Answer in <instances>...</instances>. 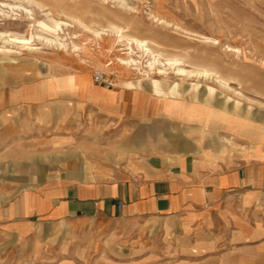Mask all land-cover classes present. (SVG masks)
Returning a JSON list of instances; mask_svg holds the SVG:
<instances>
[{
  "label": "crops",
  "instance_id": "obj_1",
  "mask_svg": "<svg viewBox=\"0 0 264 264\" xmlns=\"http://www.w3.org/2000/svg\"><path fill=\"white\" fill-rule=\"evenodd\" d=\"M224 3L264 57V0ZM58 71L0 88V264H264V112L166 109ZM106 152L119 165L82 177L63 162Z\"/></svg>",
  "mask_w": 264,
  "mask_h": 264
},
{
  "label": "rangeland",
  "instance_id": "obj_2",
  "mask_svg": "<svg viewBox=\"0 0 264 264\" xmlns=\"http://www.w3.org/2000/svg\"><path fill=\"white\" fill-rule=\"evenodd\" d=\"M3 1L16 5H22L24 3L23 5L32 11L34 17L28 18L31 16L27 14L26 11H17L18 9L14 11L8 7L4 8L6 11L5 15L0 13V31L20 33L30 38L29 40H16L17 45L4 43L0 40V52L6 54L0 53V88L34 84L40 79L47 77L49 71L56 68L59 70L57 73L59 75L65 71H70L79 75L86 74L84 75L85 77H90V79L88 78L89 82L97 86L116 90L125 89L126 82L132 79L135 80L138 74L134 75V72L125 67L110 64L111 54L107 52V48H113L112 57H114L116 54L123 55V52H126V46L124 47L122 42H115V39L110 37H105L104 40L100 41L99 45V40L96 39L91 31L78 27V25L72 21V17H80L92 29L98 30H101L110 23L124 26L127 24L141 23L147 31L155 30L164 37L171 38L176 42V44L174 43L175 45H165V48L169 52H187L189 54L188 60L195 63H213L219 69H222L223 73L226 75L230 76L231 74V86L241 91L244 95L240 97L233 91L220 87L219 84L214 81L203 80L201 86H204V88L205 84H211L218 89L215 98L211 101H207L201 94L198 96L199 99H195V97L190 94H184L183 99H181V104L177 106L183 107L185 100H190L192 114H197L198 104H201V106L209 105L214 109L223 108L227 112L234 111V113L238 115L245 114L251 117L254 115L255 120L264 112V78H262L264 70V63L262 62H264V57L258 56L254 54V52H251L252 56L245 46L236 45L243 42L242 37L237 36L236 33L234 34L231 31V17L232 15L236 17L237 12L233 10V6L224 3V0H167L164 5V10L161 12L151 3L152 0H66V3L75 4L73 9H65L61 7V4L55 3L53 0H35L37 2H28V0H24V2L22 0ZM124 3L126 5H123ZM128 5H130L132 9L128 8L130 7ZM150 9L152 11H150ZM150 12L160 13V15L166 18L168 17L167 19L172 20V22H178L179 25L180 22L181 25L185 23L186 26L183 25V27L186 29L189 28L188 30H193L194 32L198 31V33H204L208 36L218 38L221 41V45L230 44L239 47L243 49V54H241V56L227 55L224 49L219 47L221 45H213L196 37L194 39L193 37L185 36V34L178 33L168 28L167 30L163 27L154 26L149 19ZM50 14L51 16L56 15L54 17L55 19L64 20L73 24L72 27H65V33L63 32L61 35L63 38L70 41V39L74 37V33L75 35L77 34L78 38L75 39V41L79 46L83 47L81 50L82 52H76L72 45L67 49H62L48 45L43 39L37 38V34L41 37L50 35L47 30L39 24V22L43 21L49 22V18L51 17ZM32 33L36 35L35 38H33ZM80 56H82L85 61H82ZM139 59L145 65L148 57L143 56ZM186 67L191 68L192 65L188 64ZM150 76L157 78L159 74L155 71H150ZM168 76L167 81L169 83L173 81L182 82L183 89L189 88L194 82H197L195 78L177 76L172 70H169ZM141 77L146 79L143 83L146 87L143 93L150 92V96H152V100L157 107L170 109L172 106L168 107L165 106V104H160L153 96L150 90L149 76L145 74ZM89 82L84 83L83 86H87ZM201 93L203 94V91H201ZM138 94L136 96H138ZM227 96H231L232 99L229 98L228 103L225 104V102H227ZM63 97H67L66 92H64ZM238 98L241 99L242 105L239 107V110H235L233 107V105H235L233 99ZM67 130H69V128ZM97 146L102 147V144H97ZM113 146L116 145L111 143L108 146L110 147L109 150H111V153H113V150L117 151L118 149ZM103 154L106 156L105 158H64L63 162L65 164V162L72 161L78 164L80 177L95 171V169L91 168L93 165L98 168L102 166L110 167L119 165L120 158H117L115 153L113 157L109 156V152ZM46 161L49 162L50 160L47 159Z\"/></svg>",
  "mask_w": 264,
  "mask_h": 264
},
{
  "label": "bare ground",
  "instance_id": "obj_3",
  "mask_svg": "<svg viewBox=\"0 0 264 264\" xmlns=\"http://www.w3.org/2000/svg\"><path fill=\"white\" fill-rule=\"evenodd\" d=\"M22 1L24 2V0ZM29 1L33 2L35 0H28V2ZM53 1H55V3L61 4V7L65 9L66 8L73 9L75 6V4L66 3V0H53ZM0 2H1L0 13H3V15H5L6 13L4 8L8 7L14 11L17 9H18L17 11L19 10L26 11L27 14L31 16L28 18L34 17L32 11L23 5L24 3L22 5L20 4L16 5V4L5 2L3 0ZM166 2L167 0H152L151 1V3L155 5L160 12L164 10V5ZM123 5H126V4L124 3ZM128 8L132 9L131 6ZM150 11L152 10L150 9ZM55 16H51L49 18V22H46V21L39 22V24L42 27H44L50 35L45 36V37L42 36L43 37L42 38L39 34H37V38L43 39V41H45L48 45H52L57 48L67 49L68 47H70V45H72V47L76 50V52H82L81 50L83 49V47L79 46L75 41V39L78 38L77 34L75 35L74 33V37L71 38L70 41H68V39L66 38H63V36L61 35V33L63 32L65 33V27L66 28L72 27L73 24L67 21H64V20L55 19L54 18ZM149 16H150L149 19L152 25L154 26L161 27V28L163 27L166 29L168 28L178 33L185 34V36L187 35L189 37H193L194 39L196 37L204 42L211 43L213 45H221V41L218 38L208 36L204 33L203 34L198 33V31L194 32L193 30L192 31L188 30L189 28L186 29L185 27H183V25L186 26L185 23L181 25V22H180V25H179L178 22L177 23L175 21L172 22V20L167 19L168 17L166 18L163 15H160V13L150 12ZM72 21L75 24H77L78 27L91 31V33H93L96 39L99 40L98 42L99 45H100V41L104 40L105 37H110V38H114L115 42L116 41L122 42V44H124V47L126 46L125 48L126 52L125 53L123 52V55L125 56L121 54H116L114 57H112V53H113L112 47L111 49L107 48V52L111 54L110 64L125 67L128 70L134 72L135 73L134 75L138 74V77H136L135 80L132 79L126 82L125 89H123V91L129 90L133 94V98H135V96L138 93L143 92L145 90L146 87L144 86L143 83L146 79L141 77L142 75L144 76L145 74L149 76L150 90L152 91L153 96L157 99V101L160 104H165V106H168V107L177 106L181 104V99H183L184 94H190L191 96L195 97V99L198 98L199 94L203 95V98L205 97L207 101H211L212 99H214L218 88L211 84H205V88H204V86H201L203 80L214 81L217 84H219L220 87L227 89V90H231L240 97L244 95L241 91L236 90L231 86L230 84V79L232 78L231 74L230 76L226 75L225 73H223L222 69H219L213 63L205 64V63H200V62L199 63L192 62L188 60L189 54L187 52L185 53L169 52L165 48V45L167 44L175 45L176 42L172 40L171 38L164 37L161 33L155 30L147 31L146 28L141 23L127 24L125 26L118 25L116 23H110L106 27H103L101 30H98V29H92L80 17H72ZM34 33H32L33 38H35L36 36ZM29 39L30 38L25 37L21 35L20 33L0 31V40H2L4 43L17 45L16 40H29ZM219 47H222L227 55H235V56L240 55L241 56V54H243V49L239 47H235L230 44H222ZM143 56L148 57V60L146 61L145 65L139 59L140 57H143ZM80 57L82 61H85L83 60L82 56ZM188 64H191L192 67L191 68L186 67ZM169 70L170 71L172 70L173 73H175L177 76H184L185 78H193V79L195 78L197 79V82H194L189 88L183 89L182 82L173 81L172 83H169L167 81V78L169 77L168 76ZM150 71H155L156 73L159 74V76L157 78L151 77ZM184 79H181V80H184ZM78 82L80 83V85L83 86L84 83L89 82V80L84 75H79ZM201 91H203V94L201 93ZM229 98L230 97L227 96V102H225V104L228 103ZM240 105H241V102L239 100H236V103L233 107L235 108V110H239Z\"/></svg>",
  "mask_w": 264,
  "mask_h": 264
}]
</instances>
